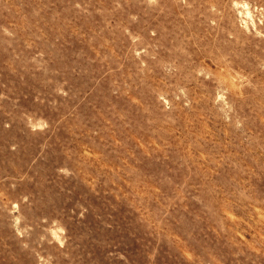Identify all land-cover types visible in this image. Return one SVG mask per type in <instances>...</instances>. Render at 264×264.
<instances>
[{
  "label": "rangeland",
  "instance_id": "rangeland-1",
  "mask_svg": "<svg viewBox=\"0 0 264 264\" xmlns=\"http://www.w3.org/2000/svg\"><path fill=\"white\" fill-rule=\"evenodd\" d=\"M0 264H264V0H0Z\"/></svg>",
  "mask_w": 264,
  "mask_h": 264
}]
</instances>
